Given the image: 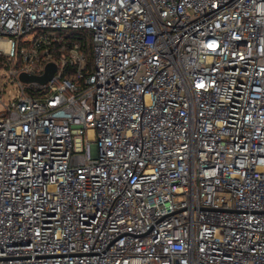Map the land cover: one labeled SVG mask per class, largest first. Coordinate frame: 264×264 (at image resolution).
Returning a JSON list of instances; mask_svg holds the SVG:
<instances>
[{
	"label": "built area",
	"instance_id": "built-area-1",
	"mask_svg": "<svg viewBox=\"0 0 264 264\" xmlns=\"http://www.w3.org/2000/svg\"><path fill=\"white\" fill-rule=\"evenodd\" d=\"M0 264H264V0H0Z\"/></svg>",
	"mask_w": 264,
	"mask_h": 264
},
{
	"label": "water",
	"instance_id": "water-1",
	"mask_svg": "<svg viewBox=\"0 0 264 264\" xmlns=\"http://www.w3.org/2000/svg\"><path fill=\"white\" fill-rule=\"evenodd\" d=\"M55 71V64L49 63L45 67V71L42 75L40 76H34V75H28L25 73H21L19 75V79L23 82H37L39 84H45L53 75Z\"/></svg>",
	"mask_w": 264,
	"mask_h": 264
},
{
	"label": "rangeland",
	"instance_id": "rangeland-1",
	"mask_svg": "<svg viewBox=\"0 0 264 264\" xmlns=\"http://www.w3.org/2000/svg\"><path fill=\"white\" fill-rule=\"evenodd\" d=\"M16 93V89L13 85L11 84H8L6 87H5V92L3 94V99L6 103L10 102L11 99L14 97Z\"/></svg>",
	"mask_w": 264,
	"mask_h": 264
}]
</instances>
